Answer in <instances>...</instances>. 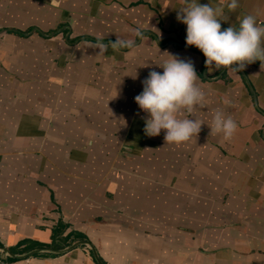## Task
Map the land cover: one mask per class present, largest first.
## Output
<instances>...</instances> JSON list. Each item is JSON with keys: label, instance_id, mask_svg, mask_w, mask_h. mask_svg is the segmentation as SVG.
I'll list each match as a JSON object with an SVG mask.
<instances>
[{"label": "crops", "instance_id": "1", "mask_svg": "<svg viewBox=\"0 0 264 264\" xmlns=\"http://www.w3.org/2000/svg\"><path fill=\"white\" fill-rule=\"evenodd\" d=\"M185 5L0 0V264H99L89 244L66 249L79 239L104 264H264V63L207 67L177 20ZM238 5L221 31L264 23V0ZM116 39L136 46L99 53ZM166 52L192 61L205 92L189 116L205 123L180 145L145 135L134 99ZM217 109L238 125L231 140L210 135ZM59 223L84 238L53 245Z\"/></svg>", "mask_w": 264, "mask_h": 264}, {"label": "clouds", "instance_id": "2", "mask_svg": "<svg viewBox=\"0 0 264 264\" xmlns=\"http://www.w3.org/2000/svg\"><path fill=\"white\" fill-rule=\"evenodd\" d=\"M238 6V0H222V6L216 7L186 0L185 7L177 15V20L187 26L186 45L198 48L206 57L205 64L209 68L214 65L217 70L225 68L239 72L257 60L264 63V23L258 22L256 15H244L238 28L230 26L221 31V21L228 19L224 8L235 11ZM154 31L158 33L155 28ZM135 35L143 39L140 30ZM109 46L113 51H119L131 50L136 45L132 40L116 39L108 45L100 42L96 48L103 53ZM132 55V51L127 52L125 59ZM167 56L162 63H156L163 68V73L150 71L142 81L143 91L134 99L148 114L145 135L154 137L165 130L166 144L180 145L193 140L205 123L199 118H189L197 107H205V92L197 84L198 75L191 60L169 53ZM209 127L210 135H220L225 141L231 140L238 131L234 119L220 109L213 112Z\"/></svg>", "mask_w": 264, "mask_h": 264}, {"label": "trees", "instance_id": "3", "mask_svg": "<svg viewBox=\"0 0 264 264\" xmlns=\"http://www.w3.org/2000/svg\"><path fill=\"white\" fill-rule=\"evenodd\" d=\"M65 227H66V224H63V223H59L55 227V229H54V240L52 242L53 245L58 246V247H63L75 239L84 238L83 234H81V233H73V236L68 235L66 237L61 238L60 234L63 232ZM47 245H50V244H44V243H36L35 244V246H47Z\"/></svg>", "mask_w": 264, "mask_h": 264}, {"label": "water", "instance_id": "4", "mask_svg": "<svg viewBox=\"0 0 264 264\" xmlns=\"http://www.w3.org/2000/svg\"><path fill=\"white\" fill-rule=\"evenodd\" d=\"M81 244H89V245L92 247V249H93V253H94V256H95L97 262H98L99 264H104L103 260H102L101 257L99 256V254H98L97 250L95 249V247L91 244L90 241H88V240H86V239H79V240L73 242V243H72L69 247H67L66 249H71V248L76 247V246L81 245ZM2 250H3L5 253H9V254L15 256V254H13L11 251H9V250H8L7 248H5V247H2ZM42 250H44V248H36V249H34V250L28 252L27 254H28V255H31V254H34V253L40 252V251H42ZM52 250H54V251H59L58 249H52Z\"/></svg>", "mask_w": 264, "mask_h": 264}, {"label": "built area", "instance_id": "5", "mask_svg": "<svg viewBox=\"0 0 264 264\" xmlns=\"http://www.w3.org/2000/svg\"><path fill=\"white\" fill-rule=\"evenodd\" d=\"M4 264H7V263H4Z\"/></svg>", "mask_w": 264, "mask_h": 264}]
</instances>
